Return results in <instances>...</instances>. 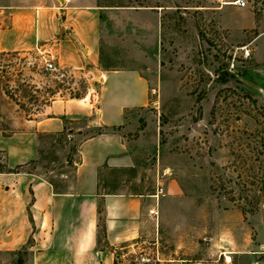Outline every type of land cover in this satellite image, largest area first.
<instances>
[{
  "label": "rangeland",
  "instance_id": "obj_1",
  "mask_svg": "<svg viewBox=\"0 0 264 264\" xmlns=\"http://www.w3.org/2000/svg\"><path fill=\"white\" fill-rule=\"evenodd\" d=\"M233 1H98L146 9L159 19L157 37L125 27L120 30L122 41L104 50V58L122 71H141L147 77L149 104L139 108L143 113L138 122L144 126L151 121L157 127L155 147L143 163L153 176L145 170L142 175L157 187L154 219L112 245L103 227L98 228V247L110 249L113 264H225L222 253H232L229 264H264V0H246L244 11L225 5ZM18 3L0 0V28ZM146 16L130 18L149 20ZM44 51L55 56L54 47L40 44L0 52V127H6L12 112L35 117L54 98L89 94L87 105L92 95L96 100L103 83L100 65L85 74L59 66L54 57L56 70H46ZM107 87L140 92L143 83L114 80ZM152 88L157 95L150 93ZM152 134L149 125V144ZM82 137L67 130L43 133L36 159L18 169L45 173L65 184L60 175L72 173ZM1 159L0 154L2 171L7 168ZM168 181L177 191L168 190ZM234 209L244 210L247 238H236L243 233L242 225L225 216ZM220 213L222 247L210 244ZM29 254L25 248L0 250V264H29Z\"/></svg>",
  "mask_w": 264,
  "mask_h": 264
},
{
  "label": "crops",
  "instance_id": "obj_2",
  "mask_svg": "<svg viewBox=\"0 0 264 264\" xmlns=\"http://www.w3.org/2000/svg\"><path fill=\"white\" fill-rule=\"evenodd\" d=\"M16 1L15 9L4 16L7 25L0 28V52L32 49V44L54 47L55 56L48 52L61 67L89 74L100 65L103 83L96 100L92 95L88 105L89 94L54 98L35 117H15L12 112L6 127H0L1 162L7 168L0 171V250L25 248L30 253L29 264H113L110 249L98 247V228L103 227L112 245L114 239L132 237L154 219L157 187L142 175L145 170L153 176L151 167L143 163L155 147L157 127L151 121L144 126L138 122L143 113L139 108L149 104L147 77L141 71H122L104 58V50L122 41L120 30L125 27L140 35L150 31L157 37L159 19L146 9L115 7L99 0ZM235 7L244 11V7ZM134 15H147L149 20L132 22ZM134 78L143 83L140 92L107 87L109 81ZM82 116L85 120L77 121ZM149 125L154 138L151 144L146 136ZM91 129L95 132L87 133ZM64 130L83 136L72 173L60 175L65 184L45 173L10 171L36 159L41 134ZM129 132L136 134L129 138ZM167 188L178 189L171 181ZM218 216L210 244L222 247V213ZM225 216L242 225V235L235 237L247 238L248 224L242 222L241 210H229Z\"/></svg>",
  "mask_w": 264,
  "mask_h": 264
},
{
  "label": "built area",
  "instance_id": "obj_3",
  "mask_svg": "<svg viewBox=\"0 0 264 264\" xmlns=\"http://www.w3.org/2000/svg\"><path fill=\"white\" fill-rule=\"evenodd\" d=\"M233 4L237 5L238 7H245L246 6V0H234L232 2ZM247 52V51H246ZM54 58L53 54L50 52H42V59L45 64L46 70H56V67L54 66L52 59ZM102 79V76H101ZM150 93L152 95H157V90L155 88H152L150 90ZM161 191V189H160ZM262 208L264 209V201L261 204ZM223 255V262L225 264H229L232 262V254L231 253H222Z\"/></svg>",
  "mask_w": 264,
  "mask_h": 264
},
{
  "label": "trees",
  "instance_id": "obj_4",
  "mask_svg": "<svg viewBox=\"0 0 264 264\" xmlns=\"http://www.w3.org/2000/svg\"><path fill=\"white\" fill-rule=\"evenodd\" d=\"M78 97V96H77ZM18 168H20V167H16V168H14V169H12V170H10L11 172H19V169ZM1 171V170H0ZM242 212H244V210H242Z\"/></svg>",
  "mask_w": 264,
  "mask_h": 264
}]
</instances>
